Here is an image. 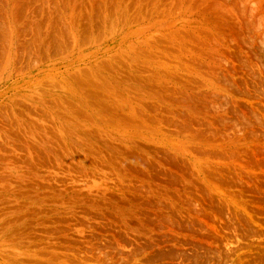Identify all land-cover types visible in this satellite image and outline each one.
<instances>
[{"label":"rangeland","instance_id":"rangeland-1","mask_svg":"<svg viewBox=\"0 0 264 264\" xmlns=\"http://www.w3.org/2000/svg\"><path fill=\"white\" fill-rule=\"evenodd\" d=\"M0 264H264V0H0Z\"/></svg>","mask_w":264,"mask_h":264}]
</instances>
